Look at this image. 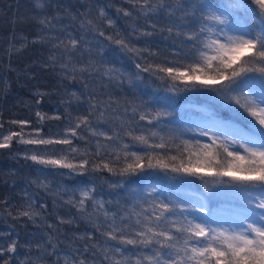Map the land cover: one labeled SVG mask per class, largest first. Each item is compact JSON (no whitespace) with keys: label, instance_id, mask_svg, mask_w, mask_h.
<instances>
[{"label":"snow or ice","instance_id":"obj_1","mask_svg":"<svg viewBox=\"0 0 264 264\" xmlns=\"http://www.w3.org/2000/svg\"><path fill=\"white\" fill-rule=\"evenodd\" d=\"M53 3L35 0L40 10ZM129 3L138 15L157 23L163 19L161 31L171 37V43L163 55L149 52V60L130 40L105 37L99 31L100 37L120 46L119 52L139 58L137 71L128 75L106 59L102 46L89 47L92 42L86 33L96 30L89 28L90 20L81 21L85 34L76 35L67 31L68 26L57 30L59 15L39 22L51 32L63 33V38L41 39L54 41L52 47L60 55L53 53L50 60L55 65L64 59L60 67L72 79L77 73L81 78L99 73L122 88L127 82L129 94L135 97L131 123L123 122L111 135L97 130L93 120L104 119L111 104L95 100L90 93L84 114L69 113L67 126L55 136L41 135L42 125L60 115L39 111L30 132L25 127L31 120H11L8 123L18 130L0 132V149L11 147L13 140L36 146L25 150V159L44 166L41 172L66 169L60 175L79 177L67 203L83 211L86 201H91L103 217L92 221L102 243L85 244L71 256L61 257L48 236L46 243L57 254L55 264H95L101 258L103 264H264V0ZM120 11L132 16L131 11ZM98 15L115 26L103 8ZM132 31L152 35L135 26ZM112 54L118 55L117 50ZM73 56L80 57L79 68ZM152 85L159 90L146 91ZM43 95L37 93L41 99ZM85 133L95 138V152L79 153L73 145L74 140H85ZM124 136L130 137L127 143ZM54 145L69 147H50ZM87 156L92 157V172L119 177L111 187L126 192L124 202L131 207L115 213L105 208L107 202L97 198L95 181L88 176ZM19 215L35 222L38 213L29 205ZM16 251L15 239L7 247L0 244L2 264L13 259L4 258L5 252Z\"/></svg>","mask_w":264,"mask_h":264},{"label":"trees","instance_id":"obj_2","mask_svg":"<svg viewBox=\"0 0 264 264\" xmlns=\"http://www.w3.org/2000/svg\"><path fill=\"white\" fill-rule=\"evenodd\" d=\"M150 2L156 4L167 0ZM100 8L114 21V27L99 17ZM121 9L131 11L132 16H124ZM56 15L61 18L57 30L68 26L67 31L73 35L85 34V30L80 27L81 21L90 20L92 23L89 28L96 30L86 33V38L92 42L89 47L102 46L106 59L125 70V75L137 71L135 63L139 62V58L119 52L120 46L105 37L112 36L116 39L119 36L130 40L131 46L142 50L144 58L149 60V52L163 55L171 43V37L161 31L164 27L163 19L157 23L154 18L138 15L129 0H55L52 7L46 10L37 9L35 0H0V122L4 123L0 132L7 134L10 129L18 130V126L8 123L11 120H31L32 124L25 127V131L30 132L36 127L35 113L39 111L48 116L60 115L58 120L45 119L42 125L41 135L55 136L67 126L69 113L72 116L84 114L91 93L95 100L111 104L104 119L99 123L93 120V127L111 135L112 131L120 130L123 122L132 121L131 105L135 97L129 94L130 86L126 81L123 88L109 83V78L99 73L86 74L83 78L77 73L76 78L72 79L60 67L61 63L66 62L64 59L53 65L50 56L55 53L59 57L60 53L52 47L54 41H45L41 37L63 38V33L51 32L39 21ZM134 26L140 32H151L152 35L140 36L139 32L132 31ZM99 31H104L105 37H100ZM113 49L117 50L118 55L112 54ZM79 60L80 57L73 56L77 68L80 67ZM145 83L150 84L151 81ZM153 90L158 91L159 86L152 85L151 89H146ZM37 93H43V98L37 96ZM72 93L76 95L73 96ZM183 103L184 99L181 98L180 104ZM101 111H104L103 107ZM94 139L90 133H85V140H74L73 145L79 153L95 152ZM99 139L108 143L103 137ZM129 139L130 137L124 136L125 143ZM34 147L36 146L13 140L11 147L0 149V244L7 247L11 240H16L17 251L4 253V258L13 257L11 264H55L57 254L47 245L48 236L53 237V243L57 244V252L61 257L71 256L73 250L82 248L85 244H101L103 240L92 224V221L99 222L103 217L93 208L92 202L86 201L83 211L67 203L72 195L70 190L78 186L80 178L60 175L61 172H67L66 169H46L41 172L44 166L25 159V150ZM50 147L66 150L69 146ZM73 155H77L78 159L82 158L79 154ZM87 158L88 176L95 181L97 198L107 202L105 208L115 213L131 207L124 202L126 192L111 187L119 177L107 171L92 172V157ZM96 163H100V160ZM111 166L116 167L115 164ZM76 195L78 199L79 194ZM29 205L38 213L35 222L27 216L19 215ZM61 220L71 223L61 224ZM49 225L53 227L50 228ZM88 236L92 238L88 239ZM38 244L43 247H37ZM95 264H103L102 258L96 260Z\"/></svg>","mask_w":264,"mask_h":264}]
</instances>
